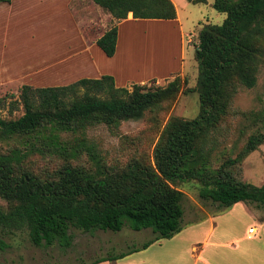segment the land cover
<instances>
[{"label": "trees", "instance_id": "16d2710c", "mask_svg": "<svg viewBox=\"0 0 264 264\" xmlns=\"http://www.w3.org/2000/svg\"><path fill=\"white\" fill-rule=\"evenodd\" d=\"M94 1L116 18L128 12L134 18L176 17L170 0ZM212 6L226 17L220 24L204 23L197 35L199 112L192 119L171 116L151 159L135 156L124 164L110 163L87 133L98 125L117 128L171 103L182 89L179 75L163 86L133 83L131 89L117 87L109 74L66 85L20 86L9 112L22 113L8 118L0 113V197L7 202L0 206V250L9 248L4 234L17 230H27L36 246L57 242L66 248L73 239L70 227L86 232L151 229L153 236L140 246L86 264L117 260L182 229L184 193L176 184L183 181L197 182L199 197L218 206L243 201L264 208V183L243 180L240 166L264 144V130L249 134L235 156L216 163L211 146L212 133L230 113L238 88L254 87L260 68L264 71V0H212ZM116 39L113 25L96 43L111 57ZM36 155L60 163L36 173L31 165Z\"/></svg>", "mask_w": 264, "mask_h": 264}, {"label": "rangeland", "instance_id": "374dc122", "mask_svg": "<svg viewBox=\"0 0 264 264\" xmlns=\"http://www.w3.org/2000/svg\"><path fill=\"white\" fill-rule=\"evenodd\" d=\"M194 7L187 14L190 13L191 16L189 24L195 21L191 31L195 34L199 33L204 23L220 24L226 17L224 13L214 9L212 0ZM152 28L153 30L149 32H143V29H133L129 34L138 47L142 42L141 57L143 59L145 57L146 60L153 58L156 62L151 68L166 72L176 68L175 61L183 53L182 69L184 72L182 75L172 74L167 78L159 77L157 84L149 80L146 85L163 86L179 75L182 79V89L171 103H164L154 111H147L140 119L123 121L117 128L98 125L88 130V137L98 145L101 153L110 163L124 164L135 156H145L151 159L154 144L171 116L192 119L199 112V97L195 90L198 74L195 59L197 36L188 43L187 38L191 36L188 34V37L183 38V44H180L179 35L173 29L166 30V25L161 23L154 24ZM22 36L24 35H19V38ZM18 43L15 47L23 45V37ZM36 44L38 43H33L34 48H37ZM49 49L53 52V54L50 53L52 57H60L63 54V50H58L57 47ZM37 50H34L35 53H38ZM136 70L140 68L136 67L131 71L136 73ZM178 70L175 71L178 72ZM131 84H127L126 87L131 89ZM13 88L18 91L20 86ZM13 88L0 92V113L6 118L17 117L22 113V109L12 114L9 112V102L17 99L19 94L17 91H10ZM260 127L264 130L263 68H260L254 87L241 86L238 88L231 101L230 113L213 131L214 142L211 146L214 163L223 156L229 154L235 156L244 146L248 135ZM32 159V169L36 173L51 171L60 163L55 157L36 155ZM240 166L243 180L255 185L263 184L264 144L248 153ZM176 187L184 193L182 229L203 222L200 226L203 229L197 235L198 238L206 234L210 216L213 218L212 225L215 227L216 234L222 228L226 231L230 230L232 235L238 234L251 221L263 224L264 228V208L258 207L255 203L240 201L231 207L218 206L215 202L199 197V185L195 181L179 182ZM6 205L7 202L0 197V206L5 207ZM69 232L73 235V239L71 245L66 248L61 247L57 242L48 246H36L29 240L27 230L5 233L4 239L9 243V248L0 250V264H86L96 258L118 254L134 246H140L153 236L151 229L135 231L127 226L120 231L95 229L87 232L70 227Z\"/></svg>", "mask_w": 264, "mask_h": 264}, {"label": "crops", "instance_id": "0c3cea01", "mask_svg": "<svg viewBox=\"0 0 264 264\" xmlns=\"http://www.w3.org/2000/svg\"><path fill=\"white\" fill-rule=\"evenodd\" d=\"M170 1L176 10L173 19L134 18L131 12L125 18H116L94 0H0V92L23 84L66 85L80 78H98L104 74L112 75L117 87L144 84L149 80L157 84L159 77L182 75L183 53L175 61L176 68L160 72L151 68L156 62L153 58L143 59L141 52L135 51L136 43L129 36L133 29L149 32L154 24L161 23L166 25V30L178 33L180 44L191 35L187 38L190 43L198 33L191 32L195 21L189 24L191 16L187 13L203 3ZM113 25L117 27L116 50L109 57L96 40ZM19 35H24L23 45L15 47L22 40ZM33 43H38L37 48ZM52 47L63 50V54L52 57L49 49ZM46 48L47 60H44ZM136 67L140 70L132 72ZM213 222L210 216L209 228L202 238L197 235L203 229L200 227L203 222L195 223L170 238L156 240L117 260L97 264H264L263 224L251 221L240 233L232 235L223 228L216 234ZM249 227H254L256 233H248Z\"/></svg>", "mask_w": 264, "mask_h": 264}, {"label": "bare ground", "instance_id": "6f19581e", "mask_svg": "<svg viewBox=\"0 0 264 264\" xmlns=\"http://www.w3.org/2000/svg\"><path fill=\"white\" fill-rule=\"evenodd\" d=\"M135 47H136L135 50H136L137 52H141V53H142V51H140V49H139V47L137 46V44H135ZM50 53L53 54V52H51V51H50ZM36 55H37V54H36ZM43 58H44V60H47V55H46V53H45V56H44Z\"/></svg>", "mask_w": 264, "mask_h": 264}, {"label": "built area", "instance_id": "2783aa9c", "mask_svg": "<svg viewBox=\"0 0 264 264\" xmlns=\"http://www.w3.org/2000/svg\"><path fill=\"white\" fill-rule=\"evenodd\" d=\"M247 232L250 234H254V233H256V229L254 227H249Z\"/></svg>", "mask_w": 264, "mask_h": 264}]
</instances>
